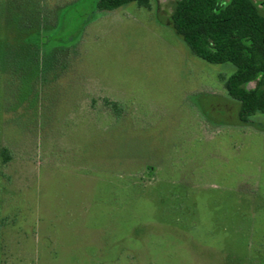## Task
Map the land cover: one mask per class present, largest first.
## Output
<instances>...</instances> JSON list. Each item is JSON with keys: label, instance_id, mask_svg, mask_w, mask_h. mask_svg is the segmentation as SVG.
Here are the masks:
<instances>
[{"label": "rangeland", "instance_id": "374dc122", "mask_svg": "<svg viewBox=\"0 0 264 264\" xmlns=\"http://www.w3.org/2000/svg\"><path fill=\"white\" fill-rule=\"evenodd\" d=\"M176 1L40 0V32L13 30L56 75L37 101L0 74V264H264V117L240 121Z\"/></svg>", "mask_w": 264, "mask_h": 264}, {"label": "trees", "instance_id": "16d2710c", "mask_svg": "<svg viewBox=\"0 0 264 264\" xmlns=\"http://www.w3.org/2000/svg\"><path fill=\"white\" fill-rule=\"evenodd\" d=\"M150 1L97 0L96 10L115 11L130 3L148 8ZM24 2L0 0V74L10 79L18 76L19 84L30 83V93L38 101V84L52 74L54 56L40 39L21 40L41 28L40 0ZM171 19L193 55L211 64L233 67L232 74L222 79L228 97L240 104V121L248 123L258 114L264 117V14L259 6L253 0H177ZM13 30L20 31L15 33L21 36L18 41L12 38ZM74 41L71 38L68 43ZM101 100L108 110L119 105L108 96ZM0 157L6 164L11 159L10 150L2 148Z\"/></svg>", "mask_w": 264, "mask_h": 264}]
</instances>
